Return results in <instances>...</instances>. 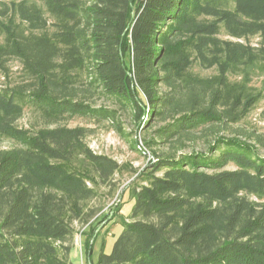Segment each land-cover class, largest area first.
<instances>
[{"label":"trees","instance_id":"trees-1","mask_svg":"<svg viewBox=\"0 0 264 264\" xmlns=\"http://www.w3.org/2000/svg\"><path fill=\"white\" fill-rule=\"evenodd\" d=\"M13 60L24 78L2 83ZM194 63L218 74L201 78ZM255 75L264 86V0H0V139L15 145L0 147V264H73L74 223L90 221L88 204L121 170L87 147L86 129L59 126L84 118L121 132L96 95L185 144L246 119L264 97ZM27 107L42 128L18 126ZM239 136L155 157L131 214L116 208L111 253L93 262L90 248L88 264H264V157Z\"/></svg>","mask_w":264,"mask_h":264},{"label":"rangeland","instance_id":"rangeland-1","mask_svg":"<svg viewBox=\"0 0 264 264\" xmlns=\"http://www.w3.org/2000/svg\"><path fill=\"white\" fill-rule=\"evenodd\" d=\"M37 1V0H31ZM41 4V3H39ZM221 39L231 40L222 32ZM260 38H254L250 42L253 46L260 43ZM11 75L9 80H1L9 85L20 83L24 76L20 64L13 60L10 62ZM192 73L201 78H211L217 75V70L206 69L198 63H194L191 69ZM231 81L241 80L236 76H231ZM263 78L255 75L252 78L251 86L264 93ZM91 103L97 107L113 109L117 112V123L121 132L109 122L94 123L90 119L77 118L75 120L61 123L59 126L68 128H84L88 131L85 140L87 147L96 155L108 157L121 167L119 173L114 176L112 186H100L98 196L88 204L93 209V217L88 223H74L75 236L73 249L70 255L73 264H88V251L91 248V259L96 262L100 251L104 250L106 254L111 253L115 241L123 231V227L118 223V214L116 208L122 207L121 215L128 217L134 206V200L131 197V190L141 186L142 182L138 176L145 172L155 162V157L166 155H182L200 153L207 154L210 146L217 137L228 139L240 138L243 133L245 138L258 149V153L264 157V146L257 143V137L264 138V97L253 112L242 122L238 124H229L228 126H219L214 131H202L196 134L193 141H187L180 144L175 141L169 143L160 142L161 139L157 131L164 127L166 123L157 122L151 128L138 129L134 115L129 111L122 110L117 105L108 101V99L95 96ZM18 126L30 131H36L44 126L39 114L30 107L24 111ZM249 138L253 140H248ZM155 143L147 146V143ZM15 145L6 140L0 139V147L9 149ZM233 165H227L226 169L232 170ZM257 201L255 198H251Z\"/></svg>","mask_w":264,"mask_h":264}]
</instances>
